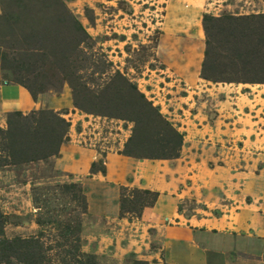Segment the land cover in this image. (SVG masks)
Here are the masks:
<instances>
[{
  "label": "rangeland",
  "instance_id": "obj_1",
  "mask_svg": "<svg viewBox=\"0 0 264 264\" xmlns=\"http://www.w3.org/2000/svg\"><path fill=\"white\" fill-rule=\"evenodd\" d=\"M30 1L0 0V82H26L42 104L17 111L25 119L11 112L0 122L3 132L12 122L20 142L9 157L0 134V232L15 239L43 231L42 241L53 245L57 233L38 218L73 201L59 185L77 184L87 212L74 201L69 208L82 220V250L97 264H206L202 247L166 241V229L193 221L226 241L222 264H264V220L242 215L257 214L264 193V84L212 85L201 76L204 16L264 14V0H61L90 36L77 49L53 10ZM61 53H72L70 71L95 90L117 72L134 83L184 135L180 157L123 155L134 123L77 108L55 65ZM37 122L42 130L58 122L67 140L57 156L18 163L26 138L15 128L36 129ZM81 150L90 152L85 163ZM46 187L47 205H36V190Z\"/></svg>",
  "mask_w": 264,
  "mask_h": 264
},
{
  "label": "trees",
  "instance_id": "obj_2",
  "mask_svg": "<svg viewBox=\"0 0 264 264\" xmlns=\"http://www.w3.org/2000/svg\"><path fill=\"white\" fill-rule=\"evenodd\" d=\"M26 1L31 7V1ZM41 5L42 9H52L51 14L64 26L67 34L72 35V48L77 49L90 39L85 28L69 13L61 0H42ZM203 27L207 38L201 72L203 79L213 83L264 84V14L237 17L205 15ZM64 53L54 61L61 71L62 81L72 89L75 106L88 113L134 123L132 135L122 151L123 155L150 160H172L180 157L184 135L134 83L117 72L103 88L95 90L85 82L84 77L70 71L76 59L72 58V53L66 57ZM19 84L36 100L34 89L26 82L19 81ZM44 90L42 86L40 91ZM11 116L26 118L19 112ZM42 116L44 115H40L41 120L44 118ZM58 122H52L53 125L47 130L44 129L45 131L41 129L42 122H37L39 125L36 129L22 131L15 128L26 138L19 151L21 161L17 162L29 163L57 156L67 140V131L63 132ZM61 123L68 126L63 120ZM9 125V130L0 131V134L5 139L6 153L12 157L20 142L14 134L12 122ZM99 171L105 173V170ZM95 172L93 165L92 174ZM58 189L72 195L77 208L83 213L87 212L85 196L77 184L59 185ZM36 191L39 196L34 197L35 204L45 201L44 204L47 205L45 198L49 199L50 187L44 188V193H40V188ZM73 201L60 209H53L51 205L48 216L38 218L37 224L41 228L51 227L57 233L53 245H46L42 241L43 231L40 237L15 239H8L0 232V264H97L95 255L82 250V220L80 216L71 215L69 206ZM125 207L123 201L122 212H126ZM2 218L0 214V228L4 224Z\"/></svg>",
  "mask_w": 264,
  "mask_h": 264
},
{
  "label": "crops",
  "instance_id": "obj_3",
  "mask_svg": "<svg viewBox=\"0 0 264 264\" xmlns=\"http://www.w3.org/2000/svg\"><path fill=\"white\" fill-rule=\"evenodd\" d=\"M203 81L212 85H232L227 83H211L206 80ZM41 105L42 104L35 101L23 87L16 84L4 85L0 82V122L4 121V116L8 113L17 111L27 113L32 110H37ZM79 153L82 157L81 162L85 163L87 158L90 157V152H88V150H81ZM247 188L248 190L251 189L250 186ZM260 190L264 191V186L262 184L260 185ZM260 199L261 208L257 214L252 213V210H245L242 214L250 223L256 222L257 219L264 220V193L261 194ZM200 227L201 224L194 221L186 224H177L176 227H169V230L166 229L165 231L167 235L166 241L184 244L185 247L196 248V250L202 247L200 253L204 255L206 264H222L224 258L222 257L221 250L223 251L222 248L226 249V241H218L216 237L209 236L207 232L201 230ZM261 236L264 237L262 234ZM201 243H203L202 246Z\"/></svg>",
  "mask_w": 264,
  "mask_h": 264
}]
</instances>
